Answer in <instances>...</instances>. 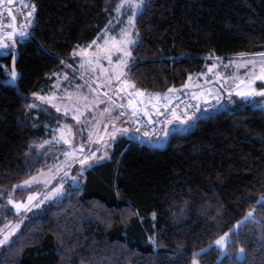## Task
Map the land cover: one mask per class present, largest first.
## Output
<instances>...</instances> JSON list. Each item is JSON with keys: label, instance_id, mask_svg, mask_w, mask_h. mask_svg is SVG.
<instances>
[{"label": "trees", "instance_id": "trees-1", "mask_svg": "<svg viewBox=\"0 0 264 264\" xmlns=\"http://www.w3.org/2000/svg\"><path fill=\"white\" fill-rule=\"evenodd\" d=\"M22 1L36 5L31 28L0 54V225L21 219L3 205L8 192L19 199L27 190L12 185L57 159V146L43 141L47 121L58 117L45 105L29 107L30 93L71 62L74 47L97 35L118 2ZM135 25L127 74L147 90L168 92L210 57L264 53V0H146ZM253 101L231 95L162 147L117 135L82 184L22 214L10 242L0 245V264H264V203H257L264 110ZM249 208L254 219L242 220ZM239 219L227 252L213 245L197 251Z\"/></svg>", "mask_w": 264, "mask_h": 264}, {"label": "snow or ice", "instance_id": "snow-or-ice-1", "mask_svg": "<svg viewBox=\"0 0 264 264\" xmlns=\"http://www.w3.org/2000/svg\"><path fill=\"white\" fill-rule=\"evenodd\" d=\"M14 0H7V3L11 5ZM5 0H0V6L4 5ZM144 6V0H118L113 9V12L116 14L118 18H122L129 10L131 12L130 15H127V19L122 27L119 28V31L116 34H112L108 31L109 27L113 24V20H109L108 24L105 25V28L101 30L100 33H97V38L103 36L104 42L103 44H98L96 39L91 41L88 47L73 49L72 55L81 57V67L85 69V71L95 70L96 66H100L101 74L107 72L109 75L107 76V83L105 84V88L107 89L104 92V96L107 98L104 103L108 106L104 107L99 116H93L92 120L89 121L85 117V113L88 112L89 109L95 110V105H99L101 100L97 98L95 95L96 88L91 84H88L90 89L89 93L82 92L81 85H76V90L67 93L68 102L64 105V111L67 115L72 109L74 112L72 113L73 119L77 121V123H83L87 125V133L88 140L83 141L82 143H75L76 132L73 130L71 126L63 125L59 129H54V135L52 137L53 140L57 144H60L61 141L65 145H69V150L64 152V160L60 161L57 158V162L53 167L42 168L40 171L36 172L33 175H29L27 179L21 180L19 185L13 184L12 188H22L23 186H31L34 184H41L43 186V191L36 192H28L27 198L23 200L13 199V193L10 191L7 194V204L11 205L16 214L21 215V210L24 213L29 212L33 208H38L41 203H44L45 200L52 199L54 197H58L61 193L64 192L65 186L64 182L69 177V171H65V169H71L73 163L79 164L78 171L82 173L86 168L92 167L97 161L102 160L108 157L107 149L112 147V141L117 138V134L120 132H127V127H121L120 124L123 123L120 120V117L130 115L131 117H135L138 115V111L143 109H138V103H142V101L137 102L133 98L128 99V108L131 109V112L127 111H119V109L124 108V104L116 105L115 100L113 99V95L111 94L112 82L115 81V87L119 89L120 92H126L127 87L133 86L127 80H123L122 77L126 75L124 69L128 67L133 59V47L136 45L137 40L139 39V33L136 29L135 21L138 14L141 12ZM36 5L32 4L31 10L27 12V17L31 18L33 15V11L35 10ZM9 16L12 15L11 9L8 10ZM32 23L31 19H28V23H22L19 31L17 28L12 26V31L4 32L0 35V48L8 47V41H11L13 46L15 44L14 35L24 36L28 34V26ZM135 33V34H134ZM5 37L7 39H5ZM95 45V51H89L92 46ZM242 57L241 60H231L230 64L236 65L237 68L246 67L247 65H252V68L247 71L244 76V79H241L236 74H233L231 77L224 75L220 76V73L217 71L215 73L216 77H220L223 80V83L220 84V87L223 88L224 91L231 93L232 91L236 92V95L241 97H252V96H261L264 97V88L257 89L254 87V82L256 80L264 81V53H261L262 60L260 62V72L256 73V61L255 60H245L243 59L244 54H237ZM116 56L118 59L113 60V57ZM219 59V58H217ZM101 60H107L109 63V68H105L103 64L100 63ZM215 68L214 64L208 65V71L212 72ZM66 75V74H65ZM17 73L15 69L11 71V77L15 79ZM189 78H191V74H189ZM81 79H83V74L81 75ZM220 83V80L216 81ZM231 82V83H230ZM212 83V82H208ZM123 85V86H122ZM185 85L181 87H186ZM56 87H59V84H56ZM216 89L210 88L205 92V90H201L199 94L193 93V98H198V95L207 94L209 98H211L212 92ZM177 89L170 88L168 92L175 93ZM129 97L132 96L131 93H127ZM144 92L140 89H136L135 96H143ZM149 95L159 96L160 93H154ZM167 97V94H164ZM32 96L36 97L40 101H47L49 104H53L56 107V110L59 112L61 110L60 104L54 102L53 96H45L39 95L36 92L32 93ZM175 99V97H173ZM220 99H223L222 96H216L217 103ZM69 103L71 104V108L69 107ZM171 101L164 105L165 108L169 106ZM29 107H33V105H29ZM117 109V114L113 115V108ZM156 104L152 105V108L156 109ZM145 115H148L147 111H145ZM195 117H189L187 111H185L182 116L176 115V110L173 109L172 117L169 120L164 121V127L167 128V125L171 123L172 119L180 120L182 123L189 119H194ZM104 119H108L111 124V129L109 130V126L107 123L102 124ZM101 127H103V131H101ZM145 135H148L146 132ZM49 141H43V144H48ZM37 148H40L41 145H36ZM71 161V163H69ZM61 173H63L61 175ZM71 179L76 181L78 179L77 176H72ZM55 182V187H51L49 190V186ZM3 195V192L0 191V196ZM43 195L44 199L40 200L39 203L34 201L37 198ZM257 203H264V193L260 194V197ZM154 215V213H153ZM23 216L21 215V219L16 220L14 223L12 221H7L6 224L0 225V245H5L10 242V238L13 237V234L16 233V230L20 227L21 220ZM246 219H254V209L249 210L245 213V216L242 220ZM241 221L236 222V226H238ZM230 233L231 229L225 231L222 235L218 236L213 243L219 248L221 252H226L230 242ZM153 244H155V236H150L148 238ZM240 252H243L244 249H239ZM194 256L196 253L193 254ZM193 264H197L196 260H193Z\"/></svg>", "mask_w": 264, "mask_h": 264}, {"label": "rangeland", "instance_id": "rangeland-1", "mask_svg": "<svg viewBox=\"0 0 264 264\" xmlns=\"http://www.w3.org/2000/svg\"><path fill=\"white\" fill-rule=\"evenodd\" d=\"M145 1L146 0H144V3H145ZM16 2H22L24 4V2L22 0L16 1ZM130 14H131V12L129 10L122 18H118L116 16V14L114 12H112V14L109 16V19H108V21L106 23V24H108L110 19L113 20V24L109 27L108 31L110 33H112V34H116L119 31V28L122 27L123 24L125 23V21L127 19V15H130ZM4 25L6 27V30L10 31V20L8 19V17L5 18ZM105 25H104V27L102 29L105 28ZM101 30L98 33H100ZM5 39H7V38H5ZM94 39H96V42L98 44H101V45L104 42V37L103 36L97 38V35H96L91 41H93ZM91 41H89L87 43H83V44H78L74 48H77V50L79 51V48L88 47V45H89V43ZM8 45L9 46L7 48L10 47V41H8ZM77 46H79V48ZM89 51H95V45H93L92 48L89 49ZM72 52H73V50H72ZM217 58H219V59H217ZM115 59H118V57L114 56L113 60L115 61ZM241 59H242V57H240V56H238V57H219V56L210 57L209 61L204 64L203 69L199 73H194V74H198L197 75L198 78L195 77V80H194V79H192L194 75H192L191 78H189V75H188V77L184 80V82L181 85H179L177 87H174V88L177 89V91H178V90L183 88V87H181L182 85H185L186 82H187V86H188L190 84L191 80H192V82L194 81L195 85H203V86L205 85V86H208L210 88L216 89L215 91L212 92L211 98H216V96L219 95V96L223 97V99L219 100V104H221L223 102H226V100L231 95L236 94V92L232 91L231 93H229L227 91H224L223 88L220 87V84L223 83V80L220 79V77H216L215 73L218 71L220 73L221 77H223L224 75H227V76L231 77L233 74H236L241 79H244L245 78L244 74L247 71H249L250 68H252V65L249 64L246 67L237 68L236 65L230 64L231 60L239 61ZM243 59H245V60H255L256 61L255 71H256L257 74H259V72H260V62L262 60V57H255L254 55H250V56H243ZM70 60H71L70 64H65V63H67V61H63L62 64L57 69H55V70H53V71H51L49 73L50 78H51L52 75L54 76V78H52V80H51L52 89H51V91L49 90L50 92L48 91L49 93L43 94L45 96H53L55 98L54 102L57 103V104H60V106H61V110L58 112L56 110V107L53 106V104H49L50 110L54 111V113L58 117V121L57 122H60V123L62 122V123L60 125L59 124H51V122L47 121V124H46V127L48 128V130L46 132L47 133L46 140L49 141V143L47 145H55V146H57V148H55L54 151L57 152L56 158H59L60 161L64 160V152L69 150V145L63 144L62 141H61L60 144H57L55 142V140L52 139V137L54 135V131H53L54 129L61 128L62 124L63 125H68V126H71L73 128V130L77 133L76 137H75V143H82L83 141H87L88 140V133H87V130H86L87 129V125L83 124V123H79L78 124L77 121L73 119L72 113L74 112V109H72L67 115L65 114L64 105H65L66 102H68L67 93L75 91L76 90V85H81L82 87H81L80 90L82 92H84V93H89V91H90V89L88 87V84H91L93 87L96 88V93L93 94V95H95L97 98H99L101 100V103L99 105H95V110L94 111L92 109H89L88 112L85 113V117L89 121L92 120L93 116H99L101 110L104 107L108 106L106 103H104L106 101V99H107L104 96V92L107 90L105 88V84L107 83V76L109 75V73L105 72V73L101 74L99 65L96 66L94 71L93 70L85 71V69L81 67V57L79 55L73 56L72 53H71V59ZM100 63L103 64V66L105 68H109L110 67L107 60H101ZM210 64H214L215 65V68H214V70L212 72L208 71V65H210ZM128 67H126L124 69L126 75H124L122 77V79L129 81L131 84H134L132 79L127 74ZM82 74H83V79H81V75ZM217 80H220V83H217L216 82ZM208 82H212V83H208ZM57 83L59 84V87H56ZM115 84H116V82L113 81L112 82V89H111V94L113 95V99L114 100H115V95L117 96L118 93H121L119 91V89H117L115 87ZM254 87H256L257 89L264 88V81L256 80L254 82ZM129 91H131L130 93L132 94V97H134V98L136 97V99H141L140 96L139 97L135 96L134 90H130V87H127V92H129ZM151 91L152 92H156V93H160L159 91H155V90H151ZM185 91L191 92L192 94L198 92V90L196 88H194L192 90L191 89L185 90ZM185 91L183 90L181 93H183ZM34 92L38 93L39 95H42V91L37 90V91H34ZM127 92H125V93H127ZM32 93H30V95H29L30 98H31V105H33V107H31V108L32 109L39 108L40 104H41V101L39 99H37L36 97L32 96ZM122 93H124V92H122ZM181 93H179V94H181ZM198 97H201V96L198 95ZM205 97H208V95L205 96ZM239 97H241V96H239ZM241 98H252V100H254L253 101V106L256 107V108H260V109L264 110V97L252 96V97H241ZM69 107L71 108V104L70 103H69ZM105 123H106V120L104 119L102 121V124H105ZM180 130H182V129H180ZM101 131H103V127H101ZM168 135L166 136L163 133L158 138H152V137L149 136V139H148L146 137L147 141H148L147 143H149L150 145H153L155 147H162V146L165 145V143L167 141V138H168ZM64 146H65V148H64ZM107 151L109 153V149H107ZM100 161L101 160L97 161L94 165L100 163ZM56 162H57V159L53 163H51V165L49 167H53L56 164ZM69 163H71V161H69ZM94 165L92 167L86 168L82 173H80L78 171V169H79V164L78 163H73L71 169H65V171H69V177L64 182L65 189L70 187V186H75V185H78V184H82V182L87 177V172L89 170H94L95 169ZM62 174L63 173H61V175ZM72 176H77L78 179L76 181H73L71 179ZM17 185H19V183ZM51 187H55V182L52 185L49 186V190H50ZM22 188H26L27 190H26V192H25L23 197H21L19 199H16V200L26 199L27 195H28V192H30V191L31 192H36V191H41L42 192L43 191V186L41 184H34V185H31V186H23ZM17 189H19V188H17ZM63 193H61L58 197H54L52 199L45 200L44 203H41L38 208H33V209L39 210V209L43 208L44 205H46L47 203H49V202L61 197ZM43 199H44L43 195H40L37 198V200L34 201V202L39 203V201L43 200ZM5 204L10 209V211L12 213L16 214L15 209L11 205H8L7 201L5 203H3V205H5ZM0 206H2L1 203H0ZM249 210H252V209L249 208ZM22 214H24L23 210H21V215ZM27 214L28 213H26V215ZM16 215H18V214H16ZM237 221H240V219L236 220L232 224V226L229 228V229H231V231L232 230H236V228L239 226V225L236 226V222ZM229 229H227L225 231H228ZM224 232H222L220 235H222ZM230 237H231V234H230ZM213 241L208 243L206 246L198 249L197 251H199V250L201 251L202 249H205L206 247L213 245L219 251L220 255L224 254L225 252H221L219 250V248L213 243ZM230 242H231V239H230ZM241 248H243V247L239 246L235 250V255H236V257L238 259H242L244 257V255H245L244 251L243 252L239 251V249H241ZM227 250H228V248H227Z\"/></svg>", "mask_w": 264, "mask_h": 264}, {"label": "built area", "instance_id": "built-area-1", "mask_svg": "<svg viewBox=\"0 0 264 264\" xmlns=\"http://www.w3.org/2000/svg\"><path fill=\"white\" fill-rule=\"evenodd\" d=\"M9 8L12 10V12L15 14L16 19V25L18 28H20L22 23H28L27 12L31 10V7L25 6L22 2H16L14 1L11 5L7 3V0H5L4 5L0 6V35H2L4 32H7L6 27L4 25V20L7 17V11ZM31 28V24L28 26V31ZM6 38V37H5ZM3 53V49L0 48V54ZM133 98L132 96L129 97L128 94L125 96V103L124 108L119 109V111H127L131 112V109L128 108V99ZM134 99V98H133ZM171 101L169 106L167 108L164 107L166 103ZM220 104L217 103L216 98H208V97H198L196 99L193 98V94L191 92L185 91L177 96H175V99L171 98L167 101H164L162 103L161 109H159L154 116L145 115L143 110L138 111V115H136L134 118L130 115L122 116V117H128L130 118L133 123L142 130V132H147L148 135L152 138H158L160 136V132L162 129V126L164 124V121L169 120L172 117L173 109L176 110V115L183 114L185 111H187L189 116H195L197 114L205 113L207 111H210L216 107H218ZM138 109H144L143 105L138 103Z\"/></svg>", "mask_w": 264, "mask_h": 264}, {"label": "crops", "instance_id": "crops-1", "mask_svg": "<svg viewBox=\"0 0 264 264\" xmlns=\"http://www.w3.org/2000/svg\"><path fill=\"white\" fill-rule=\"evenodd\" d=\"M14 1H20V0H14ZM12 14L15 16V14L12 12ZM7 17L8 19L10 20V31H12V15L9 16V14H7ZM17 27V26H16ZM10 31H7V32H10ZM6 50V48H3ZM71 62H67L65 64H70ZM199 73V72H198ZM193 76L192 79L195 80V77L198 78V74H191V76ZM52 78H54V76L52 75L51 78H50V75L48 76V81L45 82L44 84V87L39 90V91H42V95L43 94H47L51 91L52 89V84H51V80ZM192 82V80H191ZM186 86V87H183L182 89L176 91L175 93H171V92H165L167 94V97H165V93L163 92H160L161 95L159 96H155V95H149V94H154L156 92H152L151 90H147V89H144V88H140V87H137L135 84H131L133 86H130V90H134V92H136V89H140L144 92V95L143 96H140L141 99H136V97L134 98L137 102L139 101H142V104L144 109H143V112L145 113V111H147L148 115L149 116H154V114L159 110L161 109V106H162V103L164 101H167L173 97H175L176 95H178L179 93H181L183 90H189V89H194L196 88L198 90L197 94H199L201 92V90H205V92H207L208 89H210V87L208 86H203V85H195L194 81ZM50 90V91H49ZM49 91V92H48ZM127 92V91H126ZM131 91L127 92V93H130ZM127 93H118L117 96L115 95V102H116V105H119V104H124L125 103V96ZM201 97H205L207 96V94L205 95H199ZM153 104H156V109L154 110L152 108V105ZM45 105L46 108L45 110L47 111H51L50 108H49V103L47 101H41V104L40 106H43ZM117 114V109L114 107L113 108V115H116ZM177 116H182V113L181 114H178ZM189 117H192V116H189ZM195 117V116H194ZM106 120V123L108 124L109 126V130L111 129V124L109 123V120L108 119H105ZM120 120L123 122L120 124L121 127H127L128 128V131L127 132H120L118 133L117 135H126V136H129V137H133V138H136V139H140V140H144L146 142L147 141V138L149 139L148 136H145L144 133L137 127L135 126V124L133 123V121L128 118V117H120ZM193 121V119H189L187 121H184L183 123L180 121V120H175V119H172L171 120V123H169L167 125V128L165 129L164 127V124L162 126V129H161V132H160V136L164 133L166 136L171 133H174V132H177L179 131L180 129H183L187 124H191ZM62 123V122H61ZM60 122H56L54 124H61ZM168 135V136H169ZM159 136V137H160ZM147 137V138H146ZM65 148V146H64Z\"/></svg>", "mask_w": 264, "mask_h": 264}, {"label": "water", "instance_id": "water-1", "mask_svg": "<svg viewBox=\"0 0 264 264\" xmlns=\"http://www.w3.org/2000/svg\"><path fill=\"white\" fill-rule=\"evenodd\" d=\"M11 12H12V10H11ZM7 14H8V11H7ZM12 26H14V27H16V19H15V17H14V15L12 14ZM17 28V27H16ZM16 35H14V37H15ZM13 79L11 78V81H12Z\"/></svg>", "mask_w": 264, "mask_h": 264}]
</instances>
